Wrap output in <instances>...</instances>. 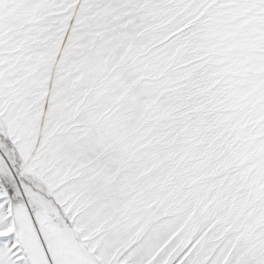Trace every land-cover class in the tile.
I'll list each match as a JSON object with an SVG mask.
<instances>
[{
  "label": "snow or ice",
  "instance_id": "snow-or-ice-1",
  "mask_svg": "<svg viewBox=\"0 0 264 264\" xmlns=\"http://www.w3.org/2000/svg\"><path fill=\"white\" fill-rule=\"evenodd\" d=\"M0 264H264V0H0Z\"/></svg>",
  "mask_w": 264,
  "mask_h": 264
}]
</instances>
